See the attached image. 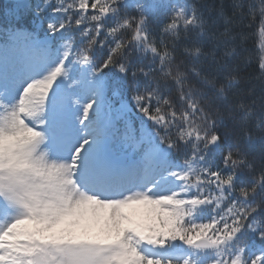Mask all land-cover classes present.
<instances>
[{"label": "snow or ice", "instance_id": "obj_1", "mask_svg": "<svg viewBox=\"0 0 264 264\" xmlns=\"http://www.w3.org/2000/svg\"><path fill=\"white\" fill-rule=\"evenodd\" d=\"M158 7L0 4V138L24 134L0 154V264H47L46 246L19 234L26 221L140 202L162 209L163 228L60 249L62 264H264V157L238 150L221 113L198 122L202 108L164 51L183 12L157 40Z\"/></svg>", "mask_w": 264, "mask_h": 264}, {"label": "clouds", "instance_id": "obj_2", "mask_svg": "<svg viewBox=\"0 0 264 264\" xmlns=\"http://www.w3.org/2000/svg\"><path fill=\"white\" fill-rule=\"evenodd\" d=\"M167 7L166 19L153 27V37L158 40L165 24L183 12L175 34H165L175 47L164 51L171 50L184 72L185 94L191 91L202 108L198 122L203 125L208 114L210 127L221 113L222 132L235 137L238 150L258 163L264 157V0H168ZM23 138L20 134L15 139ZM30 235L46 246L47 264H62L60 249L102 243L68 223L56 228L42 221Z\"/></svg>", "mask_w": 264, "mask_h": 264}, {"label": "rangeland", "instance_id": "obj_3", "mask_svg": "<svg viewBox=\"0 0 264 264\" xmlns=\"http://www.w3.org/2000/svg\"><path fill=\"white\" fill-rule=\"evenodd\" d=\"M168 0H159L160 3H165ZM0 154L6 150H11L17 139L15 138H0ZM114 206H95L86 205L70 214L63 221L49 227L61 228L65 223L76 227L77 231L87 233L90 236L96 237L102 243L95 244L100 248H105L107 245L114 243L124 231L136 230L139 232L150 233L159 226L164 227V219L162 209L157 205L140 202L133 205L115 206L113 210L115 214H121L124 219L110 216V210ZM119 212V213H118ZM42 221H26L20 227V235H29L38 230V226Z\"/></svg>", "mask_w": 264, "mask_h": 264}, {"label": "trees", "instance_id": "obj_4", "mask_svg": "<svg viewBox=\"0 0 264 264\" xmlns=\"http://www.w3.org/2000/svg\"><path fill=\"white\" fill-rule=\"evenodd\" d=\"M211 2V0H209ZM7 3V0H0V4ZM168 1L165 3H160L157 12L153 16V27H158L159 24H161L167 16L168 13V7H167Z\"/></svg>", "mask_w": 264, "mask_h": 264}, {"label": "bare ground", "instance_id": "obj_5", "mask_svg": "<svg viewBox=\"0 0 264 264\" xmlns=\"http://www.w3.org/2000/svg\"><path fill=\"white\" fill-rule=\"evenodd\" d=\"M113 210H116L115 206L113 207V209L110 210V216H114L115 218H120V219H124V216H122L121 214H115ZM119 213V212H118Z\"/></svg>", "mask_w": 264, "mask_h": 264}]
</instances>
